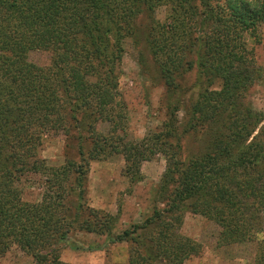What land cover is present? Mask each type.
Listing matches in <instances>:
<instances>
[{
    "label": "trees",
    "instance_id": "16d2710c",
    "mask_svg": "<svg viewBox=\"0 0 264 264\" xmlns=\"http://www.w3.org/2000/svg\"><path fill=\"white\" fill-rule=\"evenodd\" d=\"M262 22L264 0H0V257L16 246L31 264H72L61 251L77 248L80 232L126 243L125 264H183L201 252L179 232L191 212L219 228L220 246H249L248 264H264V114L245 103L260 76L245 33ZM139 34L166 90V118L136 140L118 78L124 45L140 44ZM32 51L48 53L47 65L29 61ZM193 68L198 91L181 125L177 79ZM200 130L204 146L183 154L181 137ZM57 133L75 143L50 165L39 150ZM112 154L131 182L143 161L165 160L151 212L118 233V214L87 199L90 161ZM27 185L40 188L38 200L22 197Z\"/></svg>",
    "mask_w": 264,
    "mask_h": 264
},
{
    "label": "rangeland",
    "instance_id": "374dc122",
    "mask_svg": "<svg viewBox=\"0 0 264 264\" xmlns=\"http://www.w3.org/2000/svg\"><path fill=\"white\" fill-rule=\"evenodd\" d=\"M155 16L163 20L165 8L157 9ZM145 17L138 20V29L143 31ZM140 38V34H139ZM247 47L251 50L260 76L247 90L245 103L264 114V22L254 30L245 33ZM120 64L118 90L124 101L127 115V135L129 139H141L151 129L159 126L166 118V90L158 77L155 65L140 38V44L126 41ZM28 60L38 65H47L48 53L32 51ZM183 92L180 96L185 103L179 104L177 120L182 125L186 120V105L196 96L195 69H191L177 79ZM218 89L217 84L212 86ZM264 125V119L259 124ZM258 128L254 133H257ZM106 132L107 124L99 125ZM206 133L203 130L190 132L181 137L183 154L200 151L204 146ZM75 142L65 138L61 133L43 136L39 156L50 165H60L69 152L68 145ZM89 147V142L85 143ZM124 158L121 154H112L101 160L90 161L87 176V199L97 209L118 214L115 232L127 228L131 223L139 222L151 212L154 206L153 196L165 167L162 155L140 165L141 180L131 182L124 174ZM38 186L27 185L23 189L25 200L40 198ZM179 232L201 244V252L184 261L183 264H248L252 261L253 250L246 245L220 246L218 244L219 228L204 217L186 212ZM74 248L65 245L61 259L72 264H125L127 261V244H106L104 238L92 234L77 232L72 236ZM92 247H91V246ZM99 247V248H96ZM101 247V248H100ZM31 257L13 246L0 257V264H31Z\"/></svg>",
    "mask_w": 264,
    "mask_h": 264
}]
</instances>
